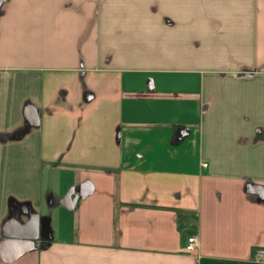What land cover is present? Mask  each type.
I'll list each match as a JSON object with an SVG mask.
<instances>
[{"label": "crops", "instance_id": "obj_1", "mask_svg": "<svg viewBox=\"0 0 264 264\" xmlns=\"http://www.w3.org/2000/svg\"><path fill=\"white\" fill-rule=\"evenodd\" d=\"M87 181L75 210L48 208ZM27 203L52 229L36 249L4 236ZM258 250L264 0H0V264H264Z\"/></svg>", "mask_w": 264, "mask_h": 264}, {"label": "water", "instance_id": "obj_2", "mask_svg": "<svg viewBox=\"0 0 264 264\" xmlns=\"http://www.w3.org/2000/svg\"><path fill=\"white\" fill-rule=\"evenodd\" d=\"M35 124H38V121ZM93 191L94 185L87 181L74 186L62 199H58L54 194L50 193L46 199L47 206L49 209H54L62 204L69 210H75L79 201L86 198ZM24 213L28 219L25 223H14L16 216L9 220L8 224L13 232L12 234L4 235L6 240H16L36 249L38 248L39 244L37 242L39 240L51 241L53 239L49 218L40 216L29 203L25 204Z\"/></svg>", "mask_w": 264, "mask_h": 264}, {"label": "built area", "instance_id": "obj_3", "mask_svg": "<svg viewBox=\"0 0 264 264\" xmlns=\"http://www.w3.org/2000/svg\"><path fill=\"white\" fill-rule=\"evenodd\" d=\"M199 241L200 240H199L198 233L188 236L185 249L189 252L196 250L199 246ZM255 257L259 260H262V259L264 260V250L256 251Z\"/></svg>", "mask_w": 264, "mask_h": 264}, {"label": "rangeland", "instance_id": "obj_4", "mask_svg": "<svg viewBox=\"0 0 264 264\" xmlns=\"http://www.w3.org/2000/svg\"><path fill=\"white\" fill-rule=\"evenodd\" d=\"M93 0H79V2L81 3H89V2H92Z\"/></svg>", "mask_w": 264, "mask_h": 264}, {"label": "flooded vegetation", "instance_id": "obj_5", "mask_svg": "<svg viewBox=\"0 0 264 264\" xmlns=\"http://www.w3.org/2000/svg\"><path fill=\"white\" fill-rule=\"evenodd\" d=\"M44 241H42V240H39L37 243L38 244H42ZM46 245V244H45Z\"/></svg>", "mask_w": 264, "mask_h": 264}]
</instances>
